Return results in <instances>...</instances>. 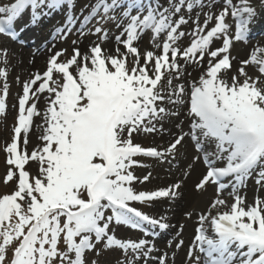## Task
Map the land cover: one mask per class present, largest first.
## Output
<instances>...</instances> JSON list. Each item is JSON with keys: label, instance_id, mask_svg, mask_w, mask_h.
I'll return each mask as SVG.
<instances>
[{"label": "snow or ice", "instance_id": "6c2138e0", "mask_svg": "<svg viewBox=\"0 0 264 264\" xmlns=\"http://www.w3.org/2000/svg\"><path fill=\"white\" fill-rule=\"evenodd\" d=\"M217 2L167 0L165 6L161 0H96L79 32L83 35L87 28L100 42L83 54L74 47L63 60V51L53 53L43 74L23 82L13 136L4 147L10 167L2 182L14 183L15 188L0 195V264H98L96 259L89 261L87 253L99 257L108 250L122 253L116 264L146 262L154 244L118 238L116 230L123 226L145 236L149 228L167 230L164 217L154 218L134 205L175 199L181 184L137 191L134 183L147 182L151 173L141 179L133 169L144 166L138 158L174 160L187 142L195 149L193 164L202 160L206 166L195 189L218 185L210 205L217 212L209 210L198 217L187 264H264V199L257 196L254 204L247 205L238 194L254 172L257 185L264 187V48L254 49L238 71L228 75L234 42H247L261 13L252 0H223L216 13ZM74 5L75 0H14L0 6V35L16 41L29 25ZM194 9L200 10L195 17ZM26 10H30L27 18ZM229 17L234 25L228 23ZM76 19L68 16L58 34L65 36ZM93 19L96 23L88 28ZM189 21L192 29L182 31ZM108 23L120 29L114 54L101 46L109 38ZM149 30L160 54L141 53L135 46ZM162 34L161 45L157 41ZM186 35L191 42L181 47L179 41ZM214 41L220 46L213 48ZM206 57L203 74L186 91L179 82L183 68L201 67ZM0 64H7L6 49H0ZM249 64L258 66V75H249L245 70ZM7 76V68L0 67V116L6 115ZM43 93L48 96L42 143L29 153L28 134L34 117L41 116L37 101ZM185 103L188 131L181 128L166 146L134 142L135 135L163 133V122L177 116ZM29 162L37 163L36 175L26 170ZM226 187L232 190L230 205L219 198ZM183 243L178 241L176 247ZM166 259L159 258V264H166Z\"/></svg>", "mask_w": 264, "mask_h": 264}, {"label": "bare ground", "instance_id": "6f19581e", "mask_svg": "<svg viewBox=\"0 0 264 264\" xmlns=\"http://www.w3.org/2000/svg\"><path fill=\"white\" fill-rule=\"evenodd\" d=\"M12 1L13 0H2L3 3L8 5H10ZM79 2L80 0H75V3ZM234 2H238V0H234ZM94 3V0H88L84 6H82L83 13L80 11V17L90 11V6ZM161 3L167 6V0H161ZM252 4L256 7L257 11L261 13V16L251 25V30L248 34V38L250 39H248L247 42H234L233 47L231 48V57L233 60L232 69L228 73L229 77L238 71L242 66V61L249 59L254 49L257 47L264 48V7L261 5V0H252ZM86 5L88 7H85ZM222 5L223 0H218L213 11L218 13L221 10ZM61 9L66 10L64 7L59 10H54L50 15L42 17L41 22L37 25H29L26 29L19 32V38L16 41L6 40L4 37H0V49L7 50V64H0V67H6L8 72L7 82L9 84V94L6 98L7 108L4 120L6 122H8L9 118L12 119L18 115V97L22 95L23 82L29 80L37 73L43 74L46 70L47 61L53 53L63 51L64 55L61 57L63 60L71 56L74 47H78L83 54L86 53L89 47L94 43L100 42L96 36L88 33L87 28L85 29L84 34L81 35L79 32L81 25L78 27V31L69 43H62V35L56 37L55 40H52L51 34L53 35L56 26L61 23V18L68 13L64 11L61 15ZM198 11L200 10L194 9L192 16L195 17ZM204 11H207V9ZM182 14L187 16L186 11L182 12ZM24 15L25 18H27L30 15V10H26ZM79 19L77 22H79ZM45 21H47L46 25H44ZM202 21L203 15L201 14V22ZM95 23L96 21L93 19L88 25V28H91ZM228 23L234 24L231 17L228 18ZM105 27L109 32V38L104 41L101 46L109 53L114 54V50L117 47L115 36L120 33V29L112 23H108ZM191 29V21L181 28V30L185 32H188ZM191 39L192 37L186 35L181 41H179V45L181 47H186L190 44ZM73 41H76L75 45L73 44ZM163 42L164 35L162 34L157 43L162 45ZM220 43V41H214L212 47H218L220 46ZM135 46L139 48L141 53L148 50L155 53L160 51V49L153 46L150 30L146 31L141 36ZM120 48L121 51H124L122 45ZM180 63L183 65L184 61H180ZM206 66L207 57L203 61V66L201 67L189 64L183 68V75L179 82L185 85L186 91H190L191 84L198 81ZM245 70L251 76L259 74L258 66L249 64L245 67ZM17 78H19V83L17 82ZM175 82L176 81H174V83ZM38 84L39 82H37V86ZM0 85H2V82H0ZM47 96L48 93L39 94L37 105L41 112V116L34 117L32 130L28 134L29 142L26 148L29 153L42 143L39 137L42 134V117L43 112L46 109ZM167 106L169 108L172 107L171 105ZM186 112L187 103L182 106L177 116H173L163 122V128L165 129L163 133H142L135 135L134 142L147 145L148 147L166 146L169 140L181 131V128H183L185 132L188 131ZM176 125H180V127H177ZM12 132L13 129L7 131L5 134H1L0 141L6 140L8 142ZM194 156V148L190 142H187L181 147L174 160L160 162L148 158L147 163L143 167L133 169L134 174L141 179L143 176L151 173L150 179L147 182L143 184L139 182L134 183L133 187L137 191H154L167 188L174 183L181 184L179 189L180 195L175 199L161 198L150 204H138L149 216L157 219L164 217L169 224L167 230L161 231L159 229L149 228L147 230L150 234L147 236L141 231L132 230L123 226L116 230L118 238L132 240L147 239L154 244L155 251L151 253V258L146 262L141 259L137 264H159V258L165 256L167 258L166 264H187V251L194 240V230L198 227V217L201 214H207L209 210H211L213 214L214 212L216 214L217 209L210 208L211 202L217 198L216 189L210 185V183L204 190L197 191L195 189V185L201 179L205 169L203 168L202 160L193 164ZM190 164L192 165L191 168H189ZM220 165H222V162H218V166ZM26 170L29 171L30 174L36 175L38 171L37 163L29 162V164L26 165ZM258 171L259 169H257V172ZM257 178L258 177L254 172L246 180L245 186L239 189L238 194L245 198L247 205L254 204L257 196L264 199V187L257 185ZM231 191L230 187H226L223 192L219 193V198L224 199L228 205L234 202L232 195H230ZM223 209L225 208H220L219 210ZM205 226L208 227L207 224ZM153 231L155 232V235L151 234ZM209 233L211 234L210 227ZM180 240H183L184 243L183 246L178 249L176 245ZM112 251L113 253L115 252V256L110 262H108V264H116L118 260L123 258L122 253L119 250Z\"/></svg>", "mask_w": 264, "mask_h": 264}, {"label": "rangeland", "instance_id": "374dc122", "mask_svg": "<svg viewBox=\"0 0 264 264\" xmlns=\"http://www.w3.org/2000/svg\"><path fill=\"white\" fill-rule=\"evenodd\" d=\"M87 0H80L79 3H76L74 5V8L71 10H67V12H69L68 15L64 16L61 19V24L59 26H57L54 30V34L52 35V38H54L58 32L57 29L58 28H62L64 27V24L66 22V18L70 15H75L77 18L79 17L80 14V9H81V5H84L86 3ZM94 2H96V0H94ZM65 10H60L61 15L64 13ZM47 21L44 22V25H46ZM82 20L79 21V23L76 24V22L74 23V25L72 26L71 30L65 35L63 36V39L68 42L70 41V39L72 38V36L78 31V27L81 25ZM34 75V74H33ZM6 105H7V101H6ZM5 120V115L4 116H0V135L1 134H5L7 131H10L12 129H14L15 124H16V120L17 117L15 116L12 119H8V122L4 121ZM13 136V132L10 136V140H8V142L6 140L4 141H0V195L3 194H9L11 193L14 188H15V184L14 183H9L8 185H5L2 181H3V177L6 175V172L8 171L9 167L6 164V153L4 151V147L7 143L11 142ZM142 146L148 147L147 145L141 144ZM141 163L143 165H145L147 163V159H140ZM7 167V168H6ZM31 175H35V174H31ZM138 208H140L141 211L144 212V209L140 207V205H134ZM193 207V206H192ZM194 208V207H193ZM195 231V230H194ZM61 247H63V245H61ZM99 247V246H98ZM11 255V251H9L8 256ZM115 256V252L113 253L112 250H108V251H104L99 257H96L94 252H89L87 253V259L90 261L92 259H96L98 261V264H108V262L111 261V259Z\"/></svg>", "mask_w": 264, "mask_h": 264}]
</instances>
